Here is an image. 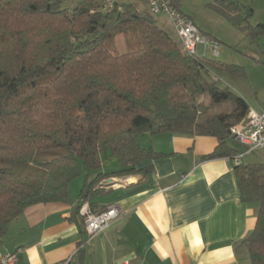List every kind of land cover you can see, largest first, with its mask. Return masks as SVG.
<instances>
[{"label": "trees", "instance_id": "16d2710c", "mask_svg": "<svg viewBox=\"0 0 264 264\" xmlns=\"http://www.w3.org/2000/svg\"><path fill=\"white\" fill-rule=\"evenodd\" d=\"M98 2L0 0V239L28 208L66 199L84 173L79 197L90 204L110 192L108 180L149 174L152 166L140 165L165 154L144 149L143 135L217 139L202 160L241 154L230 128L248 106L218 73L245 70L189 55L149 9L104 14ZM220 5L226 13L232 4ZM248 28L264 34V25ZM224 102L233 112L212 114ZM104 157L121 168L103 171ZM235 169L241 201L258 204L243 244L251 264H264V164Z\"/></svg>", "mask_w": 264, "mask_h": 264}, {"label": "crops", "instance_id": "0c3cea01", "mask_svg": "<svg viewBox=\"0 0 264 264\" xmlns=\"http://www.w3.org/2000/svg\"><path fill=\"white\" fill-rule=\"evenodd\" d=\"M249 110L261 112L264 103ZM147 142L144 149L165 154L140 165L151 172L119 178L91 201L94 212L123 210L104 233L89 241L78 210L81 189L74 196L69 189L64 200L28 208L0 239V250L18 264H58L77 251L74 264H251L243 241L255 229L258 204L241 201L233 158L202 160L217 139L160 134Z\"/></svg>", "mask_w": 264, "mask_h": 264}, {"label": "rangeland", "instance_id": "374dc122", "mask_svg": "<svg viewBox=\"0 0 264 264\" xmlns=\"http://www.w3.org/2000/svg\"><path fill=\"white\" fill-rule=\"evenodd\" d=\"M68 7L75 5L74 0H62ZM124 3H135L138 8L144 10L146 5L144 0H122ZM182 12L191 17L197 27L204 32L218 45V55L209 49L205 56H201L204 51L202 46L198 47L197 58H206L216 62L236 65L245 70L242 77H233L228 73H218L221 79L220 86L229 89L242 98L248 107L259 109L264 103V34L256 30L249 29L248 26H257L264 23V0H179ZM221 1L225 4H232L224 7L226 13L214 8V5L221 6ZM239 15L237 18L232 17ZM157 22L170 35H173L168 26V20L163 16H156ZM170 24V23H169ZM174 37V36H173ZM175 38V37H174ZM117 47L120 53L126 51L123 37L117 38ZM203 51H202V50ZM211 104V100H207ZM233 108L231 102L216 104L212 107V114L230 113ZM140 138L143 147H148V138ZM241 152L244 154V150ZM264 164V149L255 151L247 156L243 161V166L252 164ZM121 168L119 161L115 158H103V171L111 172ZM86 173L75 180L71 187V195L83 186ZM115 179L113 185L118 183Z\"/></svg>", "mask_w": 264, "mask_h": 264}, {"label": "built area", "instance_id": "2783aa9c", "mask_svg": "<svg viewBox=\"0 0 264 264\" xmlns=\"http://www.w3.org/2000/svg\"><path fill=\"white\" fill-rule=\"evenodd\" d=\"M83 1L74 0L76 4ZM145 1L152 15L155 17L163 16L168 20L182 43L184 50L189 55L197 58L199 46L204 48L203 57L209 49H212L218 55V45L216 42H213V40L205 36L189 17L177 10L172 0ZM98 4V11L104 14L121 8L120 0H100ZM230 134L234 141L244 148V154L233 157L235 165L238 166L244 156L264 149V110L261 112L249 110L244 120L230 128ZM108 184L113 185V183ZM122 213L123 210L119 206H110L104 211L94 212L91 209L89 201L83 200L80 202L79 214L84 219L85 232L87 233L89 241L104 233L111 224L120 218ZM77 253L78 251L58 264H74ZM0 264H18V260L15 254L0 250ZM117 264L129 263L120 262Z\"/></svg>", "mask_w": 264, "mask_h": 264}, {"label": "water", "instance_id": "95a60500", "mask_svg": "<svg viewBox=\"0 0 264 264\" xmlns=\"http://www.w3.org/2000/svg\"><path fill=\"white\" fill-rule=\"evenodd\" d=\"M87 12L89 11L87 10ZM108 183H113V180L112 179L108 180Z\"/></svg>", "mask_w": 264, "mask_h": 264}]
</instances>
